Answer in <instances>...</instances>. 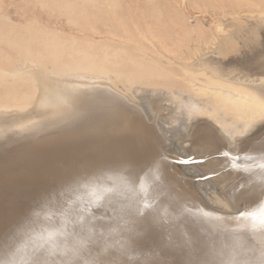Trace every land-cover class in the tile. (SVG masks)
I'll return each mask as SVG.
<instances>
[{
	"label": "bare ground",
	"instance_id": "1",
	"mask_svg": "<svg viewBox=\"0 0 264 264\" xmlns=\"http://www.w3.org/2000/svg\"><path fill=\"white\" fill-rule=\"evenodd\" d=\"M253 12L193 59L100 47L111 32L1 33L0 264H264Z\"/></svg>",
	"mask_w": 264,
	"mask_h": 264
},
{
	"label": "rangeland",
	"instance_id": "2",
	"mask_svg": "<svg viewBox=\"0 0 264 264\" xmlns=\"http://www.w3.org/2000/svg\"><path fill=\"white\" fill-rule=\"evenodd\" d=\"M52 2L69 6L76 13H65ZM263 8L262 0H0V34L3 33L4 37L11 32H35L34 34L45 35L52 41L60 39L61 42L70 44L73 43V37L69 36L72 32L77 36H91L94 33L97 40L99 36L95 32H111L115 42L103 41L100 47L122 48L127 54H139L141 51L154 56L161 54L160 57L171 59H193L199 56L203 46L211 45L225 26L237 30L240 22H237L238 26L234 24L233 13H247L248 10V14L255 15V11L257 15L262 13ZM82 9H101L105 11V15L89 20L77 13ZM225 19L227 20L223 21ZM44 27H48L51 32ZM54 29L64 33H55ZM116 41L120 43L117 44ZM75 44L88 46L83 41ZM136 47L140 48L136 50ZM141 52L139 55H146ZM5 58H10V55L7 52L0 53V59L4 61ZM5 65L6 63H1L0 67ZM172 161L176 163L177 160ZM66 203L64 207L68 210L69 205Z\"/></svg>",
	"mask_w": 264,
	"mask_h": 264
},
{
	"label": "snow or ice",
	"instance_id": "3",
	"mask_svg": "<svg viewBox=\"0 0 264 264\" xmlns=\"http://www.w3.org/2000/svg\"><path fill=\"white\" fill-rule=\"evenodd\" d=\"M260 131H261V132H264V129H261ZM261 166L264 167V165H261Z\"/></svg>",
	"mask_w": 264,
	"mask_h": 264
},
{
	"label": "water",
	"instance_id": "4",
	"mask_svg": "<svg viewBox=\"0 0 264 264\" xmlns=\"http://www.w3.org/2000/svg\"><path fill=\"white\" fill-rule=\"evenodd\" d=\"M176 163H180V161H176ZM240 215V214H239Z\"/></svg>",
	"mask_w": 264,
	"mask_h": 264
}]
</instances>
